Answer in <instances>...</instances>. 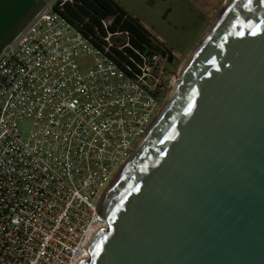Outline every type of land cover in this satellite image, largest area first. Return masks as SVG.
Instances as JSON below:
<instances>
[{
  "label": "water",
  "instance_id": "obj_1",
  "mask_svg": "<svg viewBox=\"0 0 264 264\" xmlns=\"http://www.w3.org/2000/svg\"><path fill=\"white\" fill-rule=\"evenodd\" d=\"M74 264H264V0H223L103 190Z\"/></svg>",
  "mask_w": 264,
  "mask_h": 264
},
{
  "label": "built area",
  "instance_id": "obj_2",
  "mask_svg": "<svg viewBox=\"0 0 264 264\" xmlns=\"http://www.w3.org/2000/svg\"><path fill=\"white\" fill-rule=\"evenodd\" d=\"M65 1L46 2L0 47V264L83 257L105 226L103 190L174 77L161 40L148 32L150 47L122 68L109 51L127 33L92 43L53 8Z\"/></svg>",
  "mask_w": 264,
  "mask_h": 264
},
{
  "label": "rangeland",
  "instance_id": "obj_3",
  "mask_svg": "<svg viewBox=\"0 0 264 264\" xmlns=\"http://www.w3.org/2000/svg\"><path fill=\"white\" fill-rule=\"evenodd\" d=\"M120 1L132 11L131 16L147 32L161 40L175 54L172 59V74L175 79L182 59L223 0Z\"/></svg>",
  "mask_w": 264,
  "mask_h": 264
},
{
  "label": "trees",
  "instance_id": "obj_4",
  "mask_svg": "<svg viewBox=\"0 0 264 264\" xmlns=\"http://www.w3.org/2000/svg\"><path fill=\"white\" fill-rule=\"evenodd\" d=\"M53 8L79 27L94 44L99 42L98 36H104L115 30L125 31L127 45L121 49L110 48L109 51L111 58L122 68L124 65H130L128 55L136 57L132 49L142 52L150 47L148 32L134 18L120 9L113 0H67L60 7ZM105 19H109L108 23L102 26L101 20Z\"/></svg>",
  "mask_w": 264,
  "mask_h": 264
},
{
  "label": "crops",
  "instance_id": "obj_5",
  "mask_svg": "<svg viewBox=\"0 0 264 264\" xmlns=\"http://www.w3.org/2000/svg\"><path fill=\"white\" fill-rule=\"evenodd\" d=\"M48 1L49 0H0V47L27 22L36 10L41 8ZM113 1L126 14L132 15V11L120 0Z\"/></svg>",
  "mask_w": 264,
  "mask_h": 264
},
{
  "label": "bare ground",
  "instance_id": "obj_6",
  "mask_svg": "<svg viewBox=\"0 0 264 264\" xmlns=\"http://www.w3.org/2000/svg\"><path fill=\"white\" fill-rule=\"evenodd\" d=\"M173 78H174V77H173ZM175 79H176V78H175ZM175 79H173V82H174ZM173 82H172V83H173ZM86 255H87L86 252H84V253L82 254L83 257L86 256Z\"/></svg>",
  "mask_w": 264,
  "mask_h": 264
},
{
  "label": "flooded vegetation",
  "instance_id": "obj_7",
  "mask_svg": "<svg viewBox=\"0 0 264 264\" xmlns=\"http://www.w3.org/2000/svg\"><path fill=\"white\" fill-rule=\"evenodd\" d=\"M172 52V51H171ZM175 56V54L172 52V58H171V60L170 61H172V59H173V57Z\"/></svg>",
  "mask_w": 264,
  "mask_h": 264
}]
</instances>
